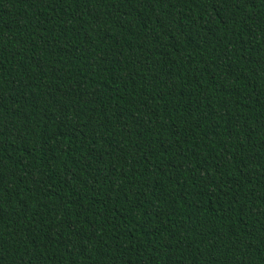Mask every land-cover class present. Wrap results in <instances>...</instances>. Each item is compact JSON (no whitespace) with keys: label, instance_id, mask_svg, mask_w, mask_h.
Returning <instances> with one entry per match:
<instances>
[{"label":"trees","instance_id":"trees-1","mask_svg":"<svg viewBox=\"0 0 264 264\" xmlns=\"http://www.w3.org/2000/svg\"><path fill=\"white\" fill-rule=\"evenodd\" d=\"M0 264H264V0H0Z\"/></svg>","mask_w":264,"mask_h":264}]
</instances>
